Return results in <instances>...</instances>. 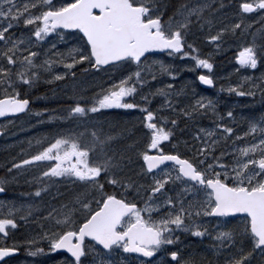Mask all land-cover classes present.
<instances>
[{"label":"snow or ice","instance_id":"1","mask_svg":"<svg viewBox=\"0 0 264 264\" xmlns=\"http://www.w3.org/2000/svg\"><path fill=\"white\" fill-rule=\"evenodd\" d=\"M168 7L164 0H72L59 7L54 0H0V117L26 112L30 101L21 98L19 89L35 87L43 76L50 77L44 82L52 84L64 81L69 74L75 79V69L84 64L95 72L131 64L136 68L110 81L91 99L73 96L68 107L50 117L64 127L38 139L35 154L12 162L9 175L41 162L51 164L34 178L45 185L37 187L34 197L50 192L60 181L73 185V190L66 197L57 189L52 199L60 203L45 209L38 238L29 239L26 245L0 244V261L25 246L28 256L43 255L44 249L36 245L47 241L50 252L65 250L70 254L67 264H85L90 254L91 264H114L112 254L117 250L148 258L145 264H153L162 251H167L170 259L161 258L156 264H197L182 259L177 233L204 237L209 229L202 221L227 218L215 226L212 237L218 251L225 253L224 264H253L257 254L264 264V114L249 117L243 135H236L234 128L224 123V117H219L212 129H197L188 148L194 150V156L189 159L165 154L161 149L163 142L174 138L179 122L159 113L167 111L194 120L209 113L216 115L215 101L200 97L181 107L182 98H187L185 89L176 90L168 84L150 93L162 98L159 109L150 107L148 95L141 96L139 103L128 102L150 83L147 77L151 81L158 75L177 78V69L162 60L144 64L146 54L191 59L195 67L189 70L206 69L208 74L199 75L197 80L212 86L211 57H202L200 50L188 42L192 30L207 28L206 43L217 45L219 50L229 31L235 34L251 29L252 25L244 23L243 14L264 13V0H244L239 4V22L215 34L213 18L225 9L223 0H182L165 20ZM21 22L24 29L31 30L30 35L15 34ZM69 29L82 34L80 46L56 52L53 44L48 58L37 63L40 53L33 50L34 41H45L50 34ZM259 32L264 39V28ZM258 60L264 62V44L257 45L253 33L252 42L238 51L236 62L256 69ZM57 66L63 72L57 71ZM227 90L253 97L259 91L264 102V77L252 83L248 91L236 87ZM108 109L145 114L143 151H136L135 142L124 144L123 133L114 134L115 126L110 125L106 131L103 124L91 120ZM227 118L234 119V113L228 111ZM151 150H158L157 154H150ZM131 153L146 166L136 174L129 172ZM168 162L176 167L163 171L162 166L167 168ZM140 176H151V183H139ZM9 182L7 177L0 178V194L7 191ZM33 212L32 205L0 203V234L7 237L8 228H17V218L27 220ZM237 214H243L242 225L229 227L228 221Z\"/></svg>","mask_w":264,"mask_h":264},{"label":"rangeland","instance_id":"2","mask_svg":"<svg viewBox=\"0 0 264 264\" xmlns=\"http://www.w3.org/2000/svg\"><path fill=\"white\" fill-rule=\"evenodd\" d=\"M21 3L24 0H20ZM65 2H72V0H54V4L56 7H59L61 4ZM166 2L170 5L171 11L167 16L172 14L175 6L182 2V0H166ZM227 12V11H226ZM224 13L222 16H224ZM261 16H264V13H247L243 14V20L246 25H252L251 29L247 32L237 31L233 34L229 31L224 35L221 44L219 45V50H217V45L206 43V37L208 35V29L205 28L203 31H199L198 29L192 30V34L189 36V43L194 44L200 50L202 57H211V63H213L212 77L214 80V86L211 89H199L196 82V78L193 76L192 72L197 70H202V74H208L206 69H196L189 70L195 67L194 62L191 59H183L180 57L169 58L166 55H148L147 60L143 61L144 64H151L154 61H164L175 67L177 69V78L175 80L170 79L167 76H157L155 82L150 81L151 77H147L150 81L141 91L139 95H136L134 99H129L128 102H137L139 103L141 100V96L148 95L149 99L152 101L150 107L153 110L159 109L163 103L162 98L160 97H152L150 93L155 92L158 88L166 87L168 84H173L176 87V84L180 86V89H185L186 97L182 98L181 107L184 105L194 102L195 99L200 97H205L207 99H211L216 102V115L211 113L203 116L196 117L194 120H189L184 118L183 116H175L172 113L164 111L159 113V115L170 116L171 118H175L179 122V127L175 130V136L170 141H165L161 145V149L163 151L176 150L182 153L185 157L191 159L194 156V150L188 151L193 144V136L196 134L197 129L206 128L212 129L215 127V121L219 119V117H224V123L227 126H231L234 128L236 135H243L244 131L247 130V121L249 117L255 116L259 117L264 114V102L261 100V94L259 91L256 92L255 97L253 96H238L236 93H230L227 89L229 87H236L241 91H248L249 88L252 87V83H259L260 78L264 77V62L258 60V65L256 69H252L250 67H242L236 62V55L238 51L243 47L250 44L253 40V33L256 34V44H264V39L261 38V34L259 29L264 28V23L261 22ZM239 8L237 10H230L227 13V17L223 22L215 23L213 20L212 34H215L220 28L228 26L230 27L233 23L239 22L240 19ZM260 24V27L253 28L256 24ZM253 28V29H252ZM30 29L26 30L23 28L22 22L21 26L17 29H14V32L17 36L23 34L24 36L30 35ZM65 31V30H63ZM59 30L57 33L50 34L49 37L45 38V41L35 42L34 41V51H38L40 53V58L37 63L42 62L44 59L48 58L50 54V50L52 45H56V52H66L68 48L79 47L80 39L76 31L63 32ZM63 36L64 39L61 40L60 37ZM246 40V41H245ZM228 41V42H227ZM147 55V54H146ZM84 66V65H83ZM80 67V66H78ZM77 67V68H78ZM82 72H76L75 79H70L67 81L65 79V83L57 81V83L48 84L45 83L44 80L50 79V77L43 76L41 82L37 84L33 88H28L33 91L36 88V91L41 89V94L36 96V102H52L56 101V108L52 110V112H48V117L43 118L42 115L38 116L36 112L30 110L24 117L17 118L14 122L18 124H23L22 126H17L16 134L9 132V140L7 142L9 153L5 155L3 158L4 162H18V158L22 154H30L29 151L36 148L35 144L38 139L44 136L54 135L55 132L59 131L61 127H64L60 124L59 121L51 120V116L58 115L59 113L56 110L63 109L69 106L71 102V98L73 96H83L87 99H91L96 93L100 92L102 88H106L109 86V82H114V80L106 79L105 83H101L98 80V77L92 76L93 72L85 71L83 68ZM108 68H106L102 72H106ZM136 70L135 65H121L111 72L112 74H116V79L120 78L121 74L127 75L129 71L134 72ZM57 71L63 72V68L61 66H57ZM62 83V84H61ZM176 89V88H175ZM90 91V92H89ZM193 91L196 93L193 96ZM35 92V91H34ZM3 95V91L0 90V97ZM146 106V105H141ZM232 111L234 113V119L229 120L227 118V112ZM144 113L139 110H124L117 109L116 111H107L102 110V114L93 115L91 120L94 122H99L100 124H106L107 127L115 126L116 130L126 131L131 128H137L136 133L129 137L124 144H131L133 142L137 143L136 151H143L146 147L145 144V132L146 130L143 127V117ZM137 123V125H133ZM83 130V129H81ZM31 141V146L29 144ZM188 142L187 146L185 142ZM231 143V141H229ZM47 146V145H45ZM243 146V145H240ZM157 152L158 150H151ZM219 154V153H217ZM132 155V164L130 166V174H136L140 172L141 167H143L141 159H138L135 153H131ZM174 169L171 166H167V168L162 167L163 171H169ZM22 172H15L11 174V179H14V189L15 191L25 189L27 187H21L25 184L24 178L21 176ZM173 175L175 172L173 171ZM139 183L149 184L151 183V176H140L138 178ZM13 182H11V185ZM13 186V185H12ZM45 186V185H41ZM57 186V185H55ZM180 187H183L181 185ZM33 194L28 189L25 190L27 194ZM13 193V192H12ZM11 193V194H12ZM50 193L52 191L50 190ZM27 194H18V197L24 196L25 198ZM9 203H14L17 207L21 205H32L33 200L31 198L14 200L13 196ZM47 202H44L46 204ZM40 212L44 213L43 204L40 205ZM163 215V214H161ZM43 216V215H38ZM158 219L159 217H155ZM224 219H205L202 221L205 223L209 229V234L207 236L215 235V226L217 224L223 223ZM240 219H236V221L232 222L228 221L229 227H237L241 221ZM41 220H38L35 215L31 217L30 222L33 223V226L25 225L24 228L17 227L12 229V234L14 236V243L22 244L26 243L29 239L33 237H39L42 234V229L40 227ZM218 230V229H217ZM25 237L27 239L24 241H18L17 237ZM219 246L216 244H212L208 247H200L197 253L199 254L200 259L202 260H214L217 264H224L223 256L225 253L218 251ZM47 262L50 259V253H47L46 256ZM200 262H202L200 260ZM261 257L257 254L253 264H260ZM46 263V261H45ZM15 264H34L30 258H21L15 262Z\"/></svg>","mask_w":264,"mask_h":264},{"label":"flooded vegetation","instance_id":"3","mask_svg":"<svg viewBox=\"0 0 264 264\" xmlns=\"http://www.w3.org/2000/svg\"><path fill=\"white\" fill-rule=\"evenodd\" d=\"M164 2L167 3L166 0H164ZM223 2L225 3L226 7L224 10L220 11L219 13H217L215 15V17L213 18L215 23L223 22L227 17V13L230 10H237L239 8V4L244 2V0H223ZM170 11H171V7L169 5L165 16L168 15L170 13ZM224 13H226V14L224 16H222ZM255 27H260V24L259 23L256 24L253 28H255ZM63 32H68V31H63ZM83 68L89 69L87 72H93L94 74L92 76H94L95 78L98 77L97 81H99L101 83H105L107 78L111 79V80L116 79V75H107L105 72H102V71L95 72V71L91 70L90 66L88 64H84V66L76 68L75 73L84 71V70H82ZM106 68H108V67H105V69ZM201 73H203L202 70H197V71L192 72V74L195 78H197V76ZM75 75H77V74H75ZM70 79H72L71 74L69 75L67 81H69ZM60 82L65 83V81H60ZM213 86H214V84L212 86H209L206 89H210ZM19 91L21 92V98H29L30 99L29 109L20 115L7 116V117L0 118V178L7 177L10 181L9 184L7 185V191L3 194H0V203H9L10 200L12 199V196H13L14 200H21V199L23 200V199H25V195L21 196V197H18L17 195L23 194V193L27 194V193H25L26 189H28L29 191L34 193L37 190V187H43V186H41V184L38 183V181H35L34 178L38 177L42 170H47V167L51 166V164L49 162H41L37 166L28 167L25 170H23L22 178H24V182L27 185H24L21 187H27V186H29V187L22 189V190L15 191L14 179H11V175H9L8 171H7L8 168L11 167V163L3 161V158L5 157V155L9 153V149H8V145H7V142L10 138L9 132L16 134V130H17L16 127L22 126L23 124H18L17 122H14V121L17 118L24 117L28 112H30V110H33V108H35L38 105V102H36V96L41 91V89L36 91V88H35L33 91H31L30 89H28V87H22L19 89ZM54 103L56 104V101H54ZM116 110L117 109H108L107 111H116ZM133 125L135 126V125H137V123H135ZM103 126H104L106 131L109 129V127H107L106 124H103ZM136 131H137V128H135V127L131 128L129 130H126L124 132L115 129L114 134L123 133V138H124L123 142L125 143L129 137H132L136 133ZM114 146L121 147L122 145H114ZM164 152L165 153H176V154L180 155L182 158H186L182 153H180L179 151H176L174 149L170 150L169 152H167V151H164ZM29 156L27 154L21 155L18 158V162L20 159L29 158ZM167 166H171L173 168L176 167L173 163H167ZM13 173H15V172H13ZM11 182H13V184H12L13 186L11 185ZM56 185L57 186H53L51 188L52 193H50V192L42 193L41 197H39V198L36 197V199H35L36 202L32 204V206L34 207V212H33L32 216L35 215V217L38 220H41V217H42V216H38V215H46L47 214L45 209H47L49 207V205L60 203V201H58V200L53 201V199H52L53 196L56 195L57 189H59L60 192L65 193L66 197H67V194L73 190V185H71V184H70V186H65V185H60V182H58ZM109 191H112V189H109ZM29 194H30V192H29ZM129 199H132V196H130ZM44 202H47V203L44 204ZM41 204H43V206H44V213L39 211ZM161 214H164V213H161ZM2 217H3V213H0V218H2ZM31 217H29L27 220H20L19 218H17V227H20V228L23 227L24 228L25 225L33 226L34 224L30 222ZM237 217H242L241 220H243V216H236V218ZM231 221L234 222L236 220H235V218H233V219H231ZM40 223H41V221H40ZM240 225H242V221L239 223L238 226H240ZM7 231H8L7 237H4L3 234H0V244H4L6 242L7 245H12L14 243V236L12 234V228H8ZM177 235L179 236L180 241H181L179 243V245H177V247L180 250L182 259H185V260L192 259V260L196 261L197 264H217V262L214 260H202V259H200L199 254L197 253V251H199L200 247L201 248L204 247V243L214 244V241L212 239L213 236L205 235L204 237H194L190 233H183V232H178ZM26 239H27V236H25V237L18 236L17 237L18 241H24ZM21 245H26V244L22 243ZM36 247L43 248L44 254L39 255L37 257L28 256L27 255L28 248L25 246V247H21L18 254H15L14 256H12L10 258H5L3 261H0V264H15V262L21 258H30L34 264H67V262L70 258V254H68L66 251H59L58 250L57 252H50L49 248H48L47 241L38 242ZM206 247H208V246H206ZM170 250H176V248H171ZM47 253H50V259L48 262H47V258L45 257ZM161 258L170 259V257L167 254V251H162L156 257V261L161 260ZM112 259L114 261V264H145V261L147 260V258H144L137 253H123L122 250H117L116 252H114L112 254ZM200 260L202 262H200ZM45 261H46V263H45ZM156 261H153V264H156ZM91 262H92V256L90 254L89 257L85 260V264H91Z\"/></svg>","mask_w":264,"mask_h":264},{"label":"bare ground","instance_id":"4","mask_svg":"<svg viewBox=\"0 0 264 264\" xmlns=\"http://www.w3.org/2000/svg\"><path fill=\"white\" fill-rule=\"evenodd\" d=\"M245 23V22H244ZM228 42V41H227ZM55 83H57V82H55ZM62 84V83H61Z\"/></svg>","mask_w":264,"mask_h":264}]
</instances>
